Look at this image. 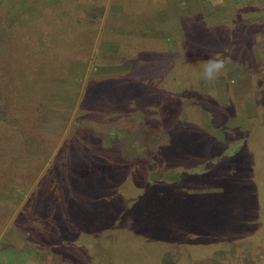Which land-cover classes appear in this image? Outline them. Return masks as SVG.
Instances as JSON below:
<instances>
[{"label": "rangeland", "instance_id": "374dc122", "mask_svg": "<svg viewBox=\"0 0 264 264\" xmlns=\"http://www.w3.org/2000/svg\"><path fill=\"white\" fill-rule=\"evenodd\" d=\"M198 1L0 0V264H264V33Z\"/></svg>", "mask_w": 264, "mask_h": 264}, {"label": "crops", "instance_id": "0c3cea01", "mask_svg": "<svg viewBox=\"0 0 264 264\" xmlns=\"http://www.w3.org/2000/svg\"><path fill=\"white\" fill-rule=\"evenodd\" d=\"M97 1H100L101 2V0H95V2L97 3ZM120 1V5L121 4H123L124 2H128V0H125L124 2L122 1V0H119ZM131 1H133L134 3L131 5V6H133V5H136V6H138V8H139V10H135V12L134 13H137V14H139L140 16H144V17H152V13H153V10H154V8L153 7H155V5H156V8H157V2L158 3H160L161 1H163V0H131ZM165 1V0H164ZM200 1H202V2H200ZM211 2V0H199L198 1V5H200V7H203V5L204 4H211L210 2ZM212 1H214V0H212ZM219 2H221L220 0H218ZM223 1H228L229 2V4H228V7H230L234 2H236L237 0H223ZM247 2H248V4H247V8L249 7L250 9H253V10H257V12H256V14H246V16H241V20H243L244 21V23L245 24H248V23H252L253 21L256 23V27L257 26H259L260 27V29H259V31L262 33H264V0H246ZM94 2V3H95ZM123 2V3H122ZM98 4V3H97ZM93 5H95V6H97L96 4H93ZM91 7H93L92 5H90ZM127 7H129L128 6V4H127ZM117 8V7H116ZM94 9V8H93ZM132 12V11H131ZM230 12V11H229ZM149 15V16H148ZM226 18H227V20L226 21H222L221 23H224V22H226L227 24L229 23V21L228 20H231L229 17H228V14H227V16H226ZM149 21V20H148ZM161 22L162 21H160V29L161 28H163V25H161ZM170 24L172 25V24H176V21H170ZM155 26V27H157V25H158V22H156V21H149L148 23H147V25L146 26H143L142 28H139V30H136V31H134L136 34H137V36H136V39L138 38V40H139V34L140 35H142V36H149L150 34H152V33H149V32H152L153 30H152V26ZM116 26H120V24H118V25H116ZM114 27V31H112V28H110V30L112 31V32H115V34L118 32V27ZM169 26V23L168 24H166V26H165V28H164V30H162V31H159V29L157 30V32L159 31V32H161V33H164V31L165 32H168V33H170V31L168 30V29H166V27H168ZM151 28V29H150ZM125 30V29H124ZM120 31V30H119ZM129 32L128 30H125V31H122V32ZM180 31V30H179ZM156 32V33H157ZM229 32V31H228ZM119 34V33H118ZM165 34V33H164ZM117 35V34H116ZM161 38H163L164 37V35H162V36H160ZM131 38V37H130ZM135 39H132V40H129L128 42H127V44H124L123 46H122V49H127V50H133V48H138L139 46L137 45V44H134L135 43V41H134ZM117 40H114V38H112L111 40H109V46L111 47V48H118V47H120V46H118V44H116L117 42H116ZM163 43H164V41H163ZM179 55L181 56V57H176V58H174L173 57V62L175 61V60H178L179 62H176L175 61V63H172V61L171 62H165V63H163V64H166V66H171V64H174V65H178V67L177 68H179L180 66H182L183 67V65H184V63H181V61L184 59V52H183V50H181L180 51V53H179ZM179 58V59H178ZM184 61V60H183ZM169 64V65H168ZM166 70V69H165ZM168 75L171 73H173V72H176L174 69L172 70L170 67L168 68ZM167 75V76H168ZM167 76L165 77V79L167 78ZM172 78V77H171Z\"/></svg>", "mask_w": 264, "mask_h": 264}, {"label": "trees", "instance_id": "16d2710c", "mask_svg": "<svg viewBox=\"0 0 264 264\" xmlns=\"http://www.w3.org/2000/svg\"><path fill=\"white\" fill-rule=\"evenodd\" d=\"M198 97H200L201 98V100H199L198 99V101H197V104L200 106L201 104L203 105V103H202V99H203V97L200 95V96H198ZM207 100H208V102H209V104H210V100H209V97L207 98ZM209 104H208V106H209ZM207 106V107H208ZM203 107H204V105H203ZM205 108V107H204ZM210 114V113H209ZM213 117H215V119H212ZM224 113H221V112H219V113H217L216 112V114H215V111H214V113H212L211 114V116L209 115L207 118L208 119H210L211 120V126H209L208 124H207V122L205 121L204 123L205 124H207V126L208 127H204L203 126V128H205L204 130H202V131H197V130H190L187 126V128H186V130L183 128L182 129V131L179 133L180 134V136H183L184 137V143L186 142V141H189V142H191L192 140H193V142H196V141H201L202 142V140L203 139H201V138H203V133L204 132H206V131H208V132H211V133H213L214 135H216V133L217 132H220V133H223V132H227V129H229V128H227V127H231V126H228V123L224 120ZM218 127H221V128H218ZM240 126H238V125H236V126H234V127H232V128H230V132H227V134H229L230 135V137H231V139H233V138H235V137H239L240 136V134H242V133H235V132H237V129L236 128H239ZM225 130V131H224ZM235 132H234V131ZM204 131V132H203ZM194 132H199V134H196V135H193V133ZM183 134V135H182ZM225 134V133H224ZM260 135V134H259ZM197 156H200V155H202V154H196ZM237 162V166H238V168L239 167H244L246 164V161H245V158L243 157V160H237L236 161ZM189 176V175H188ZM193 178H196L197 180H198V183L200 182V179H201V175H199V174H196V173H194V174H190V178L192 179V177ZM189 178V179H190ZM193 180V179H192ZM229 226V225H228ZM227 226V228H226V232H229V228H230V226L228 227ZM232 228H233V226H232ZM238 231H241V230H237V232ZM242 232V231H241Z\"/></svg>", "mask_w": 264, "mask_h": 264}, {"label": "clouds", "instance_id": "9594fccd", "mask_svg": "<svg viewBox=\"0 0 264 264\" xmlns=\"http://www.w3.org/2000/svg\"><path fill=\"white\" fill-rule=\"evenodd\" d=\"M224 65L221 61L215 58H210L204 66V78L206 80H214L216 74L223 69Z\"/></svg>", "mask_w": 264, "mask_h": 264}]
</instances>
